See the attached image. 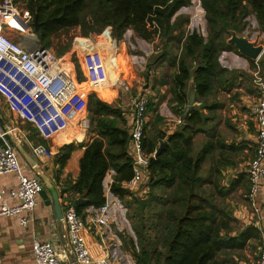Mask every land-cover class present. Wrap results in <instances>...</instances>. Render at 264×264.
<instances>
[{"label":"trees","instance_id":"1","mask_svg":"<svg viewBox=\"0 0 264 264\" xmlns=\"http://www.w3.org/2000/svg\"><path fill=\"white\" fill-rule=\"evenodd\" d=\"M24 1L33 21L38 18L41 46L55 48L58 56L72 52L76 37L71 32L75 29L92 43L106 39L119 50L124 49L128 29L152 40L155 31L147 26L155 20L165 50L154 58V64L167 59L169 73L173 75L174 97L182 107L187 102L191 79L197 100L203 102L217 88L231 91L239 85L236 72L222 68L219 63L223 51L238 53L234 45L227 44L230 31L241 34L248 25L246 19L253 15L264 33V0H201L208 24L207 42L196 30L188 31V17L179 15L172 20L181 8L191 5V0ZM54 39L58 40L56 47ZM251 63L254 67V61ZM75 67L83 81L80 65ZM240 76L251 78L247 73ZM87 109L95 138L80 154V146L74 142L61 147L57 159L60 169L74 161L78 174L74 182L69 181L61 188V198L67 197L73 204L76 198L85 199L82 206L75 204L79 215L88 207H101L107 201L105 178L114 170L116 176L110 192L128 210L136 235V242L132 239L128 242L135 264H239V260L245 259L249 242L260 240L261 233L252 225L235 232L236 220L219 203V198L230 192L219 185L220 170H216L215 181L212 176H202V164L213 144L209 143L197 157L192 156L193 139L199 132L196 126L205 121L201 109L194 108L187 114L182 111L184 123L171 135L156 130L150 135L146 128L144 147L148 154L155 153L170 138L162 153L151 159L146 199L123 187L133 175L130 135L123 112L95 94L88 97ZM148 109H154L151 102Z\"/></svg>","mask_w":264,"mask_h":264},{"label":"crops","instance_id":"2","mask_svg":"<svg viewBox=\"0 0 264 264\" xmlns=\"http://www.w3.org/2000/svg\"><path fill=\"white\" fill-rule=\"evenodd\" d=\"M179 15L189 18V32L196 30L207 42L208 24L205 11L201 7V0H191V5L181 8L172 20L174 21ZM253 18L259 28L255 16ZM10 34L12 35V33ZM124 39V49H119V53L114 55L110 54V51L108 52V56L112 55L110 59L113 61V66L124 65L130 74L133 90L135 89L139 94L147 96L154 105V109L147 111V127H154L156 131L164 132L167 136L173 134L180 126L177 122L182 119L180 114L182 111L187 113L190 95L195 87L194 79H191L188 85L186 105L179 106L174 97L173 75L169 73L167 59L154 64L155 44L151 40L139 37L132 29L125 32ZM31 40L34 41V39ZM81 40L77 41L78 48H83L85 44ZM219 63L222 68L236 72L235 76L239 77V85H235L231 91H223L217 88L214 90L213 96L204 102L195 98L194 108L201 109L205 121L196 126L199 132L193 139L192 156L197 157L209 143L213 144V149L207 154L202 164V176H212V181H215L217 178L216 170H220L219 185L224 191L230 192L227 197H220L219 203L226 206L227 211L232 213L236 220L238 226L235 232L251 225L260 231L261 239L258 241L251 240L244 251L245 259L239 260V264H248L250 253L259 252L261 240H264V218L254 212L248 199L250 189L248 168L258 143V128L249 117V110L262 96L264 52L257 62L254 61V67H252L251 60L245 59L235 50L223 51L219 57ZM149 65L152 66L150 70L147 69ZM137 68L139 69V79L135 73ZM240 73H247L251 78L248 80L246 77L240 76ZM82 77L84 81V74ZM142 81L144 82L143 85H141ZM87 90L89 91L88 86ZM91 94H95L99 99L121 109L130 130L132 111L128 97L116 88L113 80L103 86L102 89L97 92L93 91ZM199 102L202 103L201 107L197 106ZM0 125L4 129L10 127L18 129L16 135L8 137L10 144L16 150L15 137L22 142L23 147L31 155L28 146L21 138L23 133L27 134L33 141L53 149L56 153L54 158L34 159L37 163L36 169L27 163L18 150L17 152L24 167L25 175L44 174L55 185L59 193L65 183L74 182L78 176L74 161H69L63 169H60L57 164L61 147L74 142L80 146L78 151L80 154L95 138L91 128L89 131H80L78 128L72 127L54 139L44 141L31 124L18 119L11 113L1 97ZM70 130L72 132L69 133ZM2 146L3 143L0 141V147ZM248 147L252 150L247 157ZM245 157L247 158L245 159ZM115 176V171L110 170L104 181L107 201L113 203L104 221L101 224H94L91 221L96 217L98 208L88 207L82 211L81 216L86 222L84 236L95 257H100L109 252L117 264H135L128 242L131 239L136 242V235L127 216L128 210L110 192ZM57 179L59 186H57ZM18 182V177L14 174L1 175L0 191L12 189L18 185ZM232 183L235 185L232 186ZM143 187L142 185L140 191L134 195L145 197L149 188ZM242 189L246 190L244 197H231L237 192L239 196L242 195ZM37 199L38 205L33 214V221L27 226L20 225L18 218L0 216V264H36L32 255L34 239L51 241L60 253L68 255L70 264H78L70 252L65 223L64 221L59 222L56 218L49 190L44 187ZM60 201L63 211L66 205L72 203L67 197L61 198ZM259 203L264 211V184Z\"/></svg>","mask_w":264,"mask_h":264},{"label":"built area","instance_id":"3","mask_svg":"<svg viewBox=\"0 0 264 264\" xmlns=\"http://www.w3.org/2000/svg\"><path fill=\"white\" fill-rule=\"evenodd\" d=\"M147 27L155 31L151 41L159 45L161 29L158 23L153 20ZM33 29V17L27 8H17L13 0L0 2V97L11 113L31 124L42 140L50 141L72 127L80 131H89L91 123L87 109L88 97L92 95L91 92H97L113 80L116 88L128 97L132 111L129 135L133 175L130 180L123 183V187L133 194L138 193L149 179V166L156 154V152L148 154L144 147L150 99L133 93L131 77L124 65L113 66L110 58L118 48L106 39L92 43L80 38L85 40V46L77 50L79 40L77 38L71 53L79 56L81 51L86 54L84 62L79 63L84 81H79L73 64L68 63V67L72 65V71L64 64L65 56L56 57L41 45L35 50H29L23 43L15 41L10 34L30 33L31 38L35 40ZM160 50L158 47V51ZM109 51L112 53L111 56H108ZM84 90H87V93ZM197 106L201 107L202 103L199 102ZM249 117L257 125L258 143L248 168L250 184L248 199L254 212L264 218V211L258 203L261 184L264 183V87L261 98L250 108ZM177 122L179 125L183 123L182 119ZM17 132L18 129L15 127L4 129L0 125V141L3 143L0 147V176L14 174L19 180L16 187L0 191V216L18 218L20 225L27 226L33 221V214L38 205L37 198L45 186L40 174L35 176L24 174L19 154L8 140L10 135H16ZM21 138L34 159L55 157L53 149L33 141L27 134L23 133ZM112 206L113 203L106 201L98 208L96 217L91 221L94 224H101ZM63 213L70 252L78 264H117L109 252L100 257L92 254L84 236L86 222L79 215L75 204L66 205ZM258 253V264H264L263 239ZM32 255L36 264H70L68 255L60 253L48 240L34 239Z\"/></svg>","mask_w":264,"mask_h":264},{"label":"rangeland","instance_id":"4","mask_svg":"<svg viewBox=\"0 0 264 264\" xmlns=\"http://www.w3.org/2000/svg\"><path fill=\"white\" fill-rule=\"evenodd\" d=\"M2 2V1H1ZM13 2H15L17 8L19 9H26V3L24 0H13ZM247 27L244 29V31L241 33V35H245L246 37H248L250 40H253L252 42H254L255 44H261L264 46V34L259 30L258 26L256 25V22L253 18V16H249L247 19ZM12 33V38L19 42V43H23L29 50H35L36 48L39 47V45H41L40 41H39V38H38V34L34 31L33 29V33L35 34L36 38L35 40H31V34L30 33H26V34H23V35H20L16 32H11ZM71 34L76 37L74 43H76V40L77 38L79 39V41L81 40L80 38L81 37V33H80V30L79 29H75L71 32ZM63 40L66 41V38L63 37ZM85 43V40H81ZM57 43H58V40L57 39H54V47L57 46ZM75 45V44H74ZM85 46V44H84ZM83 46V47H84ZM158 47H160V51H158ZM75 48V47H74ZM47 49V48H46ZM56 57H63L65 56V59H66V63H64L68 70L72 71V65H70V67H68V63L70 64H73V66L75 67L76 65H78L80 63V61H83L84 62V55H86L84 52H81L79 53V56L77 55H74L72 53L68 54V55H63V56H58L56 51H55V48L53 49H49ZM79 50V48L77 49ZM165 50V47L164 45H162V43H159L155 45V48H154V56H159L161 53H163V51ZM131 52V51H130ZM119 53L118 50L113 53V54H117ZM88 55V54H87ZM83 59V60H82ZM113 60V59H112ZM76 61L78 62V64L76 63ZM152 66H150V69H151ZM76 69V67H75ZM138 69V68H137ZM135 70V73L137 75V78L139 79V76H138V70ZM149 69V70H150ZM78 80L80 81V78H78ZM143 81L141 82V85H143ZM85 93H87V90H84ZM134 94H138L139 92H137L135 89L133 91ZM69 133L72 132L71 130L68 131ZM147 132H149L150 135H152L154 132H155V128L154 127H147ZM251 148L248 147V154H247V157L249 156V154L251 153ZM245 157V159L247 158ZM241 161H245V160H241ZM241 163H244V162H241ZM143 186L145 187V184H143ZM143 187V188H144ZM158 195H159V192H157ZM246 193V190L245 189H242V195L239 196L238 192L233 194L231 197H244L243 195ZM161 195V194H160ZM147 197H149V193L142 199H146ZM133 210V209H132ZM147 214V212H146ZM252 253H250V257L248 258V264H258V256H259V253L258 252H254L252 255Z\"/></svg>","mask_w":264,"mask_h":264},{"label":"water","instance_id":"5","mask_svg":"<svg viewBox=\"0 0 264 264\" xmlns=\"http://www.w3.org/2000/svg\"><path fill=\"white\" fill-rule=\"evenodd\" d=\"M33 27H34V31L38 33L40 30V24H39L37 17L33 21ZM227 44L234 45L237 48L238 53L242 57H244L245 59L251 60V61L259 60L262 53L264 52L263 45H256L248 37H246L245 35L238 34L236 31H230V38L228 39ZM195 98H196L195 91H193L190 95L187 113L194 108ZM169 140L170 138H168L166 141L160 144L159 148L156 151L155 158H157L162 153V151L168 145ZM15 143H16L17 150L24 157L27 163L32 168L36 169L37 163L35 162L34 158L23 147L22 142L17 137H15ZM39 174L44 181L45 187L49 190L52 196L53 208H54L56 218L59 222H61L63 221L64 213H63L62 203L60 201L61 199L60 193L58 192L55 185L44 174L42 173H39ZM85 202H86L85 199L80 198L76 200L75 204L76 206L79 207V206H82Z\"/></svg>","mask_w":264,"mask_h":264}]
</instances>
